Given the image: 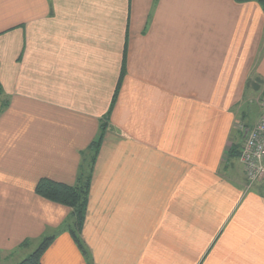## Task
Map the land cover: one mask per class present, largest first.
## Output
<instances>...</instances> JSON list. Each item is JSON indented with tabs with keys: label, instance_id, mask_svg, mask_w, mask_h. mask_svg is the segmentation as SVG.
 Returning a JSON list of instances; mask_svg holds the SVG:
<instances>
[{
	"label": "crops",
	"instance_id": "obj_1",
	"mask_svg": "<svg viewBox=\"0 0 264 264\" xmlns=\"http://www.w3.org/2000/svg\"><path fill=\"white\" fill-rule=\"evenodd\" d=\"M124 64L81 231L93 264H264V179L228 156L258 118L256 0H0V264L54 232L43 264L90 263L72 209L35 188L90 167Z\"/></svg>",
	"mask_w": 264,
	"mask_h": 264
},
{
	"label": "trees",
	"instance_id": "obj_2",
	"mask_svg": "<svg viewBox=\"0 0 264 264\" xmlns=\"http://www.w3.org/2000/svg\"><path fill=\"white\" fill-rule=\"evenodd\" d=\"M238 2H247L251 0H236ZM260 2L264 6V0H256ZM125 75V64L123 65V69L121 72V76L119 78L114 96L113 101L110 107V110L108 114L103 117L101 121V129L99 135L92 141L91 145L89 146V150H91V159L88 161L86 160V163L90 165V167H85L81 169V172L78 176V180L76 184H68L65 182H61L52 178L43 177L41 178L37 185H36V192L43 197L67 205L69 206L72 211L67 219L64 229H67L70 235L72 236L74 242L78 246V248L81 250L82 254L85 256V258L90 262L89 264H93L91 255L89 253V250L87 249L82 237H81V231L83 224L85 222L86 218V212H87V204H88V197H89V191L91 186V179H92V171H93V165L98 157V153L100 151L104 134L108 126L109 122V116L113 109L115 100L117 99L119 88L122 82V78ZM3 93V87L0 83V96ZM1 99V97H0ZM7 101H3L0 113L4 110V108L7 105ZM251 123L245 122L240 127L239 133H238V140L234 141L231 145V148L229 150V158L230 157H239L241 153V145L243 144V134L246 127H251ZM242 148V147H241ZM89 168V170H88ZM57 235V232H54L49 235H45L37 245V247L25 258H23L20 262L17 264H43L42 257L44 253L47 251V249L51 246L53 241L55 240ZM23 246L29 245L30 240H26L23 243Z\"/></svg>",
	"mask_w": 264,
	"mask_h": 264
},
{
	"label": "built area",
	"instance_id": "obj_3",
	"mask_svg": "<svg viewBox=\"0 0 264 264\" xmlns=\"http://www.w3.org/2000/svg\"><path fill=\"white\" fill-rule=\"evenodd\" d=\"M240 160L245 167L247 186L251 188L264 178V117L249 128L242 144Z\"/></svg>",
	"mask_w": 264,
	"mask_h": 264
},
{
	"label": "rangeland",
	"instance_id": "obj_4",
	"mask_svg": "<svg viewBox=\"0 0 264 264\" xmlns=\"http://www.w3.org/2000/svg\"><path fill=\"white\" fill-rule=\"evenodd\" d=\"M263 97H264V84H262V85H261V89L258 90V92L255 93V94L251 97V102H252L253 105H254L253 109H254V111H255V114H256V113L258 114V118H257L256 122L253 123V125L256 124V123H258V122H259L260 120H262V118L264 117V111H263V112L261 111V108L264 109V104L262 103ZM2 102H3V100L0 99V107H1V105H2ZM263 179H264V178H263ZM263 179H262V180H263ZM262 180H261V181H262ZM36 246H37V244H35V246H33L32 250H33ZM32 250H31V251H32ZM31 251L28 252V254H27V252H23V253H21V252H16L12 257L14 258V261H19V259H23V258H25L27 255H29V254L31 253ZM25 253H26V254H25ZM23 255H26V256H23Z\"/></svg>",
	"mask_w": 264,
	"mask_h": 264
},
{
	"label": "water",
	"instance_id": "obj_5",
	"mask_svg": "<svg viewBox=\"0 0 264 264\" xmlns=\"http://www.w3.org/2000/svg\"><path fill=\"white\" fill-rule=\"evenodd\" d=\"M248 131H249V127H246L245 130H244L243 138H242L243 140L245 139Z\"/></svg>",
	"mask_w": 264,
	"mask_h": 264
},
{
	"label": "clouds",
	"instance_id": "obj_6",
	"mask_svg": "<svg viewBox=\"0 0 264 264\" xmlns=\"http://www.w3.org/2000/svg\"><path fill=\"white\" fill-rule=\"evenodd\" d=\"M63 207V206H62Z\"/></svg>",
	"mask_w": 264,
	"mask_h": 264
}]
</instances>
